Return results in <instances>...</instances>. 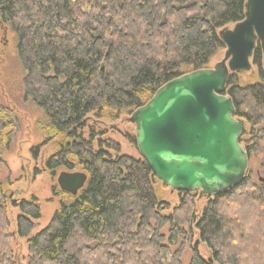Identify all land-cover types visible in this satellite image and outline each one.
<instances>
[{"label": "trees", "instance_id": "obj_1", "mask_svg": "<svg viewBox=\"0 0 264 264\" xmlns=\"http://www.w3.org/2000/svg\"><path fill=\"white\" fill-rule=\"evenodd\" d=\"M246 2L0 0V25L10 29L17 44L24 99L42 112V145L59 140L44 168L87 176L76 196L53 190L58 207L49 224L32 237L41 219L38 200L14 202L0 184V264H17L9 246L14 236L26 239L27 264L180 263L186 238L191 237V230L181 228L193 221L189 193H181L180 206L164 216L168 205L156 197L157 180L149 166L141 157L121 155L120 147L103 138L106 133L92 120L115 119L122 112L132 115L184 70L207 69L225 50L219 32L244 20ZM251 64L257 69L256 83L241 86L236 74L230 75L225 95L250 129L243 132L240 145L249 159L264 162L259 44ZM6 122L0 109V147L4 144L5 150L12 139ZM128 139L136 146L135 136ZM41 146L30 150L34 159ZM226 201L253 209L254 217L229 216ZM8 204L19 211L12 234ZM258 218L263 225L255 234ZM166 226L167 240L161 234ZM195 228L212 258H201L195 245L190 264H264V187H251L245 177L232 191L209 199ZM180 242L181 248L172 253L170 248Z\"/></svg>", "mask_w": 264, "mask_h": 264}, {"label": "water", "instance_id": "obj_2", "mask_svg": "<svg viewBox=\"0 0 264 264\" xmlns=\"http://www.w3.org/2000/svg\"><path fill=\"white\" fill-rule=\"evenodd\" d=\"M244 16L219 32L221 62L165 84L129 118L140 157L172 192L212 198L232 191L247 175L249 158L240 145L246 123L236 117L225 89L230 75L251 71L257 44L264 66V0H247ZM86 182L82 172H62L56 180L70 196Z\"/></svg>", "mask_w": 264, "mask_h": 264}, {"label": "rangeland", "instance_id": "obj_3", "mask_svg": "<svg viewBox=\"0 0 264 264\" xmlns=\"http://www.w3.org/2000/svg\"><path fill=\"white\" fill-rule=\"evenodd\" d=\"M228 28H232V26H228ZM224 53L225 50L218 52L210 61L207 69H212L217 63L221 62L224 58ZM262 71L264 72V66H262ZM183 73L185 75L191 72L190 70H184ZM257 74V69L252 67L248 73H237V81L241 86L251 85L256 83ZM23 78V70L17 57L15 37L8 27L0 25V109L7 120L6 123L9 125L7 133L12 134L8 149L5 150L4 144L0 147V184L3 186L6 198L14 202L29 201L32 197L38 200L41 219L36 222L35 228L30 234V237H32L49 224L58 207L59 200L53 192L54 189L55 192H60L56 183L58 175L62 172H73H68L64 168L49 172L44 168L45 162L56 153V145L59 140L42 145L46 139L41 127L42 112L30 100L24 99ZM130 117L131 115H128L127 112H122L115 119L92 120V123L96 129L106 133L103 138L113 141L120 147L121 155L138 159L140 155L136 146L128 141L130 136H135V128L129 122ZM249 131V126L246 125V134ZM248 138V136H245L243 140H248ZM37 146H41V148L38 158L34 159L30 150ZM35 172L38 175H35ZM246 177L251 187H264V184L260 182V179H264V162L255 158L249 159ZM154 190L157 199L168 205L167 210L163 212L164 216L172 214L173 210L180 206L184 198L183 194H181L183 192H172L158 181L154 185ZM188 199L191 204L193 221L191 225L189 224L190 227L186 224L181 228L188 232L191 230V234H189L191 237L190 240L186 238L179 264H190L192 248L195 245H197L198 254L201 258L206 261L212 258L211 251L199 241V234L195 228V222L202 215L210 198L200 197L199 192H192L189 193ZM223 205L226 213L231 217H235V219L247 220L255 215L253 209H245V207L241 209L239 208L241 205L233 201H226ZM18 214L19 211L8 204V233L10 234L15 233ZM253 224H255L254 233H260L263 220L255 219ZM169 231V227L166 226L161 232L166 240L168 239ZM249 233L250 230L247 227L245 234ZM165 244L167 245L166 242ZM9 246L12 250L14 261L17 264H27L26 239L14 236ZM181 246L182 243L180 242L177 246L171 247L170 251L174 253Z\"/></svg>", "mask_w": 264, "mask_h": 264}]
</instances>
